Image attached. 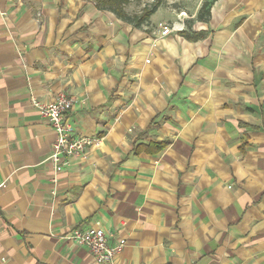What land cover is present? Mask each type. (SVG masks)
<instances>
[{"label":"crops","instance_id":"0c3cea01","mask_svg":"<svg viewBox=\"0 0 264 264\" xmlns=\"http://www.w3.org/2000/svg\"><path fill=\"white\" fill-rule=\"evenodd\" d=\"M182 3L0 0V264H96L92 225L118 264H264V0ZM59 91L100 142L55 167L30 98Z\"/></svg>","mask_w":264,"mask_h":264},{"label":"built area","instance_id":"2783aa9c","mask_svg":"<svg viewBox=\"0 0 264 264\" xmlns=\"http://www.w3.org/2000/svg\"><path fill=\"white\" fill-rule=\"evenodd\" d=\"M175 26L173 24L159 22L157 30L162 35H167L173 30L183 28V23ZM31 105L38 110L43 118L51 125L55 140L52 144L51 162L55 167L66 166L70 158L79 156L90 144H99L100 139L89 136H76L73 130L65 123V117L71 110L73 99L63 91H59L53 101L43 102L37 97L30 98ZM76 244L85 246L94 257L96 264H118L116 257L122 251L125 239H119L112 243L103 228L92 225L86 228H77L70 231L66 236Z\"/></svg>","mask_w":264,"mask_h":264},{"label":"trees","instance_id":"16d2710c","mask_svg":"<svg viewBox=\"0 0 264 264\" xmlns=\"http://www.w3.org/2000/svg\"><path fill=\"white\" fill-rule=\"evenodd\" d=\"M94 2L95 6H97L98 9H108L110 10L114 15L121 18L122 20H125L127 22H132L136 26H140L145 21L148 20V17L153 13V11L156 8V4H150L144 6V8L141 10L140 13H134V14H128L125 11V7L129 3V0H91ZM206 2L203 3L202 7L199 10L198 17L202 18V12L204 11V7L206 6ZM197 36H193V38H196ZM188 38H192V36H189Z\"/></svg>","mask_w":264,"mask_h":264},{"label":"rangeland","instance_id":"374dc122","mask_svg":"<svg viewBox=\"0 0 264 264\" xmlns=\"http://www.w3.org/2000/svg\"><path fill=\"white\" fill-rule=\"evenodd\" d=\"M158 1H171V6L173 5V7L176 9V11L179 13V15L177 14V16H179V18H182V20H184L183 15H180V10H183V3L182 0H149V3L147 4H153V3H158ZM146 2L145 0H130L129 3V7H128V13H134V11H138V10H142V4ZM183 14V13H181ZM176 16V20H179V18H177ZM171 21V20H170ZM168 24H172V23H168Z\"/></svg>","mask_w":264,"mask_h":264}]
</instances>
